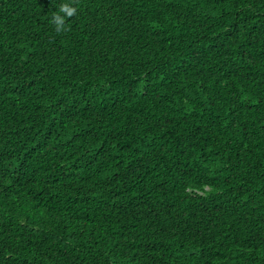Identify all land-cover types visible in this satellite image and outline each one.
<instances>
[{
  "label": "trees",
  "instance_id": "1",
  "mask_svg": "<svg viewBox=\"0 0 264 264\" xmlns=\"http://www.w3.org/2000/svg\"><path fill=\"white\" fill-rule=\"evenodd\" d=\"M0 264H264V0H0Z\"/></svg>",
  "mask_w": 264,
  "mask_h": 264
},
{
  "label": "clouds",
  "instance_id": "2",
  "mask_svg": "<svg viewBox=\"0 0 264 264\" xmlns=\"http://www.w3.org/2000/svg\"><path fill=\"white\" fill-rule=\"evenodd\" d=\"M76 8L70 7L68 3H62L54 14L55 30L60 33L65 30V19L75 14Z\"/></svg>",
  "mask_w": 264,
  "mask_h": 264
}]
</instances>
